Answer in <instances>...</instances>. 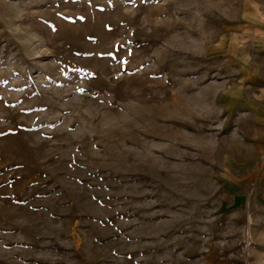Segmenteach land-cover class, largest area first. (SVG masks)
Masks as SVG:
<instances>
[{
  "label": "rangeland",
  "instance_id": "374dc122",
  "mask_svg": "<svg viewBox=\"0 0 264 264\" xmlns=\"http://www.w3.org/2000/svg\"><path fill=\"white\" fill-rule=\"evenodd\" d=\"M0 264H264V0H0Z\"/></svg>",
  "mask_w": 264,
  "mask_h": 264
}]
</instances>
